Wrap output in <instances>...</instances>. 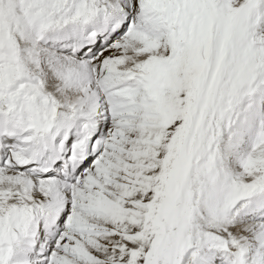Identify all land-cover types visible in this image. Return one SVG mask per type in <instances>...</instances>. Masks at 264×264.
<instances>
[{
    "label": "snow or ice",
    "instance_id": "snow-or-ice-1",
    "mask_svg": "<svg viewBox=\"0 0 264 264\" xmlns=\"http://www.w3.org/2000/svg\"><path fill=\"white\" fill-rule=\"evenodd\" d=\"M0 264H264V0H0Z\"/></svg>",
    "mask_w": 264,
    "mask_h": 264
}]
</instances>
